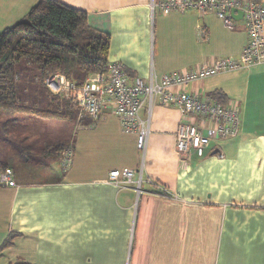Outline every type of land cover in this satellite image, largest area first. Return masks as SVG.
<instances>
[{"label": "crops", "instance_id": "1", "mask_svg": "<svg viewBox=\"0 0 264 264\" xmlns=\"http://www.w3.org/2000/svg\"><path fill=\"white\" fill-rule=\"evenodd\" d=\"M37 1L0 0V31ZM59 1L84 10L91 27L109 34L108 61H120L129 81L236 57L247 40L239 16L230 28L215 13L194 10H156L151 20L148 0ZM263 66L187 86L205 96L221 89L239 108L238 134L211 140L202 156L176 152V107L153 106L140 150L137 135L124 132L105 106L75 133L63 176H14L17 186L0 185V264H264V92L252 90L244 101L230 95L245 72L257 69L249 77L260 83ZM123 168L135 170L134 180L141 170L139 195L133 183L106 181L110 170ZM11 232L12 244L1 247Z\"/></svg>", "mask_w": 264, "mask_h": 264}, {"label": "trees", "instance_id": "2", "mask_svg": "<svg viewBox=\"0 0 264 264\" xmlns=\"http://www.w3.org/2000/svg\"><path fill=\"white\" fill-rule=\"evenodd\" d=\"M108 33L91 27L86 12L59 0H38L27 13L0 31V170L13 161L52 169L56 156L73 150V141L57 139L42 129V119L75 122L89 126L92 119L80 113L72 95L55 94L45 79L60 73L76 85L108 65ZM225 104L221 89L206 95ZM87 116V117H86ZM14 172V170H13ZM15 174V172H14ZM14 177V176H13ZM9 233L1 247L12 244ZM13 264H32L17 259Z\"/></svg>", "mask_w": 264, "mask_h": 264}, {"label": "built area", "instance_id": "3", "mask_svg": "<svg viewBox=\"0 0 264 264\" xmlns=\"http://www.w3.org/2000/svg\"><path fill=\"white\" fill-rule=\"evenodd\" d=\"M148 8L151 20L156 10L164 14L189 10L198 14L213 12L230 28L234 23L232 10H240L247 40L236 57L217 58L192 69L166 72L159 78L151 73L146 80L135 77L129 81L123 64L115 60L108 62L105 72L89 75L80 86L60 73L49 75L45 83L55 94L74 96L80 113L89 116L93 121L105 106H109L118 117L122 130L137 135V147L140 150L146 147L153 106H174L182 115L174 133L176 152L187 155L194 151L202 156L211 140L231 138L238 134L239 108L232 100L222 104L186 88L189 84L209 76L264 63V1L148 0ZM204 34V29L200 28V35ZM143 108L144 115L141 114ZM93 121L89 126H92ZM71 162L72 150L67 149L63 152L61 164L68 168ZM134 178V169H112L108 172L106 181L116 186L133 183L139 195L141 170L138 179ZM14 184L13 170L10 167L1 169L0 185Z\"/></svg>", "mask_w": 264, "mask_h": 264}, {"label": "rangeland", "instance_id": "4", "mask_svg": "<svg viewBox=\"0 0 264 264\" xmlns=\"http://www.w3.org/2000/svg\"><path fill=\"white\" fill-rule=\"evenodd\" d=\"M260 69L261 70H259V72L264 71V66L260 67ZM256 70L257 69L252 70V72ZM250 73H243L241 80H237L236 86H233L235 88L234 93L230 94L232 98L243 100V98L247 97V95L248 97H250L251 91H255L256 89H259V93L261 91L264 92V79L260 82L261 84H256L254 79H250ZM40 123V128L50 131L49 133L53 134V137H59L57 139H68L69 141L74 140L76 136L75 133L77 132L78 128H80L77 124H75V122H62L56 119H42ZM59 159L60 157L56 156L54 161H52V169H50L51 167L44 168L42 166H37L31 163H19L18 160H14L12 164L15 174L13 172V176H15V179L17 181L23 182L45 179L47 176L53 175L51 171H57L58 173L60 172V166L58 163ZM13 186H17L16 181Z\"/></svg>", "mask_w": 264, "mask_h": 264}, {"label": "water", "instance_id": "5", "mask_svg": "<svg viewBox=\"0 0 264 264\" xmlns=\"http://www.w3.org/2000/svg\"><path fill=\"white\" fill-rule=\"evenodd\" d=\"M239 16L240 18H242V12L240 10H232V17H237Z\"/></svg>", "mask_w": 264, "mask_h": 264}]
</instances>
